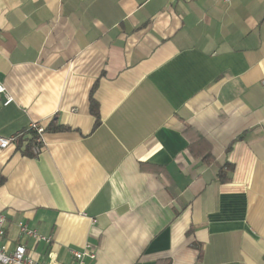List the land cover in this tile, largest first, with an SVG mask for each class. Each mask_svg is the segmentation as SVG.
I'll use <instances>...</instances> for the list:
<instances>
[{
    "label": "crops",
    "instance_id": "1",
    "mask_svg": "<svg viewBox=\"0 0 264 264\" xmlns=\"http://www.w3.org/2000/svg\"><path fill=\"white\" fill-rule=\"evenodd\" d=\"M0 85V136L70 128L36 156L0 148L9 249L264 264V0H0Z\"/></svg>",
    "mask_w": 264,
    "mask_h": 264
},
{
    "label": "built area",
    "instance_id": "2",
    "mask_svg": "<svg viewBox=\"0 0 264 264\" xmlns=\"http://www.w3.org/2000/svg\"><path fill=\"white\" fill-rule=\"evenodd\" d=\"M228 2L229 0H223ZM3 87L0 85V92H3ZM12 98L6 95L4 104L10 103ZM45 133V127L39 123L32 121L29 125L13 135L0 136V148H5L9 145L16 147L20 146V149H25L26 138L31 137L32 144L29 149L33 156L39 154L43 146V135ZM18 232L20 237L32 238L36 241L43 240L46 243L50 242V237L39 234L35 229L29 228L25 223L18 222ZM73 258L71 264H84L83 258L85 256L94 259L96 254L89 245L83 250H72ZM0 264H47L38 262L33 259L27 252L25 245L21 242H17L12 249H9L6 241V217L0 213Z\"/></svg>",
    "mask_w": 264,
    "mask_h": 264
},
{
    "label": "trees",
    "instance_id": "3",
    "mask_svg": "<svg viewBox=\"0 0 264 264\" xmlns=\"http://www.w3.org/2000/svg\"><path fill=\"white\" fill-rule=\"evenodd\" d=\"M89 112L90 114L94 117V124L93 128H96L100 124V115H99V104L98 101L93 97L92 93H90L89 96ZM25 129V128H24ZM23 129V130H24ZM63 130H70L68 126L62 125L57 122L56 118H52L47 126H45V132L46 131H63ZM26 144H25V149L27 152L30 153L29 149L32 144V139L31 137L26 138ZM17 148H20L18 146ZM31 154V153H30ZM32 155V154H31ZM212 159V153L210 151H206L201 155V160L202 161H209ZM233 169V165L230 163H224L220 168H219V177L220 180L224 181L228 179V176H225V170L231 171Z\"/></svg>",
    "mask_w": 264,
    "mask_h": 264
}]
</instances>
